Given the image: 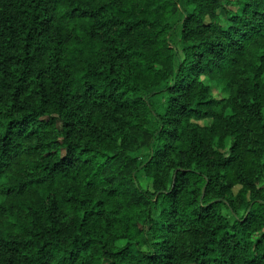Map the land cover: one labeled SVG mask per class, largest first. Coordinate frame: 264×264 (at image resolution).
Segmentation results:
<instances>
[{
    "label": "trees",
    "instance_id": "trees-1",
    "mask_svg": "<svg viewBox=\"0 0 264 264\" xmlns=\"http://www.w3.org/2000/svg\"><path fill=\"white\" fill-rule=\"evenodd\" d=\"M0 264H264V0H0Z\"/></svg>",
    "mask_w": 264,
    "mask_h": 264
},
{
    "label": "rangeland",
    "instance_id": "rangeland-1",
    "mask_svg": "<svg viewBox=\"0 0 264 264\" xmlns=\"http://www.w3.org/2000/svg\"><path fill=\"white\" fill-rule=\"evenodd\" d=\"M214 95V97H217V98H221L222 96H221V94H219L218 92H216L215 91V93H213ZM198 123L199 124H201V125H207V124H209L210 123V120H202V121H198ZM121 164V162L120 161H118L117 163H116V166H110V168L108 169V172H110V173H112L113 171H116L117 169H118V166Z\"/></svg>",
    "mask_w": 264,
    "mask_h": 264
}]
</instances>
